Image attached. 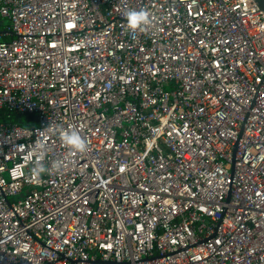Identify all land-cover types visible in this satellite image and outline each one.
I'll return each mask as SVG.
<instances>
[{"label":"built area","instance_id":"built-area-1","mask_svg":"<svg viewBox=\"0 0 264 264\" xmlns=\"http://www.w3.org/2000/svg\"><path fill=\"white\" fill-rule=\"evenodd\" d=\"M0 264H264L254 0H0Z\"/></svg>","mask_w":264,"mask_h":264},{"label":"clouds","instance_id":"clouds-1","mask_svg":"<svg viewBox=\"0 0 264 264\" xmlns=\"http://www.w3.org/2000/svg\"><path fill=\"white\" fill-rule=\"evenodd\" d=\"M125 16H126L128 28L133 31L137 29H141L143 25H146L150 22L148 12L143 10L128 11L125 13ZM60 139L66 146L71 147L75 151L84 152L87 149L86 141L75 130L72 131L61 130ZM41 171H43L42 167L33 169V173L37 177H39Z\"/></svg>","mask_w":264,"mask_h":264},{"label":"trees","instance_id":"trees-1","mask_svg":"<svg viewBox=\"0 0 264 264\" xmlns=\"http://www.w3.org/2000/svg\"><path fill=\"white\" fill-rule=\"evenodd\" d=\"M2 120L9 119L14 121L20 125H24L26 123H34V114H26V113H14V112H7L5 115L2 116Z\"/></svg>","mask_w":264,"mask_h":264},{"label":"water","instance_id":"water-1","mask_svg":"<svg viewBox=\"0 0 264 264\" xmlns=\"http://www.w3.org/2000/svg\"><path fill=\"white\" fill-rule=\"evenodd\" d=\"M258 7L264 12V0H254Z\"/></svg>","mask_w":264,"mask_h":264}]
</instances>
